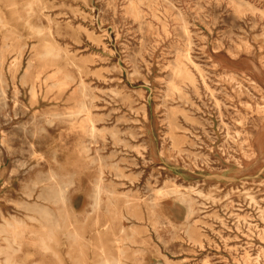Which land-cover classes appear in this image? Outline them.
I'll return each mask as SVG.
<instances>
[{
    "label": "rangeland",
    "instance_id": "rangeland-1",
    "mask_svg": "<svg viewBox=\"0 0 264 264\" xmlns=\"http://www.w3.org/2000/svg\"><path fill=\"white\" fill-rule=\"evenodd\" d=\"M0 92V264H264V0H0Z\"/></svg>",
    "mask_w": 264,
    "mask_h": 264
},
{
    "label": "bare ground",
    "instance_id": "bare-ground-1",
    "mask_svg": "<svg viewBox=\"0 0 264 264\" xmlns=\"http://www.w3.org/2000/svg\"><path fill=\"white\" fill-rule=\"evenodd\" d=\"M233 1V0H232ZM29 5V4H28ZM233 24H231L232 26ZM231 29V28H230ZM191 39V38H190ZM232 40V39H231ZM188 45V43H187ZM131 56V55H130ZM130 58V57H129ZM30 65V64H28ZM172 65V64H171ZM170 77V76H169ZM205 89V88H204ZM207 91V90H206ZM81 92V91H80ZM101 92V91H100ZM2 93V92H0ZM105 94V93H104ZM106 95V94H105ZM107 96V95H106ZM88 97V96H87ZM109 97V96H108ZM231 107V106H230ZM211 108V107H210ZM221 112V111H220ZM222 113V112H221ZM228 126V124H227ZM130 128V127H129ZM114 129V128H113ZM193 129V128H192ZM196 129V128H195ZM169 132V131H168ZM162 133V132H161ZM211 136V135H210ZM200 140V139H199ZM195 142V141H194ZM206 145V144H205ZM224 147V146H223ZM119 152V151H118ZM193 156V155H192ZM122 158V157H121ZM113 165V164H112ZM23 172V171H22ZM132 174V173H131ZM137 174V173H136ZM43 176V175H42ZM129 177L133 178L131 175H129ZM43 179V178H42ZM148 181V180H147ZM68 186V185H67ZM62 189V188H61ZM64 193V190H62ZM127 191V190H126ZM61 197V196H60ZM92 197V196H91ZM50 201V200H49ZM27 208V207H26ZM63 210V209H62ZM61 210V211H62ZM27 211L32 212V213H38L41 218H46L47 216V212L45 211L44 207L42 206V204L40 203H36L34 205H31L30 207L27 208ZM29 220L34 221V217L27 215L26 216ZM52 217V216H51ZM128 221V220H127ZM26 224H24L23 220H17V219H13L12 221L5 219L3 220V222L0 224V233L2 234H8L10 235L11 239L14 240L15 238H17L19 235H21V231L22 228L26 227ZM71 226V225H70ZM188 231V230H186ZM187 233V232H186ZM188 235V234H187ZM54 240V239H53ZM49 247V246H48ZM50 249V248H49ZM122 255V254H121ZM112 261V259H111ZM115 262V261H114ZM208 262V261H207ZM117 262H115L116 264ZM202 263V262H200Z\"/></svg>",
    "mask_w": 264,
    "mask_h": 264
}]
</instances>
